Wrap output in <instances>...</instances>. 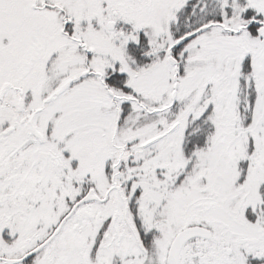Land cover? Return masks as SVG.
I'll list each match as a JSON object with an SVG mask.
<instances>
[{
  "label": "snow or ice",
  "instance_id": "snow-or-ice-1",
  "mask_svg": "<svg viewBox=\"0 0 264 264\" xmlns=\"http://www.w3.org/2000/svg\"><path fill=\"white\" fill-rule=\"evenodd\" d=\"M0 264H264V0H0Z\"/></svg>",
  "mask_w": 264,
  "mask_h": 264
}]
</instances>
